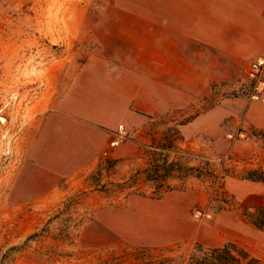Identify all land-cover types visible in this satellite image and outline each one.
Masks as SVG:
<instances>
[{"label": "rangeland", "instance_id": "1", "mask_svg": "<svg viewBox=\"0 0 264 264\" xmlns=\"http://www.w3.org/2000/svg\"><path fill=\"white\" fill-rule=\"evenodd\" d=\"M155 4L0 0V264H142L141 247L169 264H189L197 243L227 241L264 264V231L242 221V203L264 195V186L242 199L240 183L231 186L232 178L264 171V132L245 122L241 102L252 100L247 64L215 49L178 51L183 62H195L189 69L197 77L179 86L197 101L189 115L218 106L231 111L218 138L187 139L162 116L127 136L123 144H135L133 154L117 157L111 154L117 147L109 146L93 167L70 176L40 169L31 157L44 115L87 58L144 69L170 58L166 45L156 47L153 21L134 15ZM154 146L168 170L160 181L147 178ZM162 192L171 198L184 192L183 200L156 203Z\"/></svg>", "mask_w": 264, "mask_h": 264}, {"label": "crops", "instance_id": "2", "mask_svg": "<svg viewBox=\"0 0 264 264\" xmlns=\"http://www.w3.org/2000/svg\"><path fill=\"white\" fill-rule=\"evenodd\" d=\"M134 15L153 21L156 47L166 45L170 58L154 60L153 69L118 65L102 55L87 58L70 75L32 139L30 154L38 168L60 176L91 168L108 153L120 125L129 136L162 116H170V124L187 139L218 138L227 130L223 123L231 111L225 106L193 115L186 111L197 101L179 81L190 83L197 77L189 69L195 62H183L178 51L215 49L248 66L264 56V0H156L154 10ZM198 61L204 65L203 58ZM241 106L247 125L264 132V94L258 100L241 102ZM182 112L187 116H179ZM123 142L111 154L123 157L135 152V144ZM218 145L226 146L221 140ZM231 180L232 189L239 185L235 183L243 189L239 199L261 192L255 190L256 185L264 186L263 181L247 178ZM169 193L155 199L156 203L179 201L184 195L181 192L171 198Z\"/></svg>", "mask_w": 264, "mask_h": 264}, {"label": "trees", "instance_id": "3", "mask_svg": "<svg viewBox=\"0 0 264 264\" xmlns=\"http://www.w3.org/2000/svg\"><path fill=\"white\" fill-rule=\"evenodd\" d=\"M159 148L154 146V150L151 152L154 157L152 168L148 170L147 178L160 181L164 180L168 172L167 167L164 168V164H158ZM162 169L164 170L162 172ZM248 179L254 181L264 182V171L252 170L248 174ZM164 193H157L155 198H161ZM245 206V218L242 219L253 226L254 228L264 231V195H251L243 203ZM251 208L252 210H249ZM141 255L145 257V262L142 264H169L171 259L169 258H154L151 253V249L147 247L139 248ZM189 264H261V259L252 255L249 250L239 245L235 241H227L222 245L206 247L201 243H197L194 250L189 256Z\"/></svg>", "mask_w": 264, "mask_h": 264}, {"label": "built area", "instance_id": "4", "mask_svg": "<svg viewBox=\"0 0 264 264\" xmlns=\"http://www.w3.org/2000/svg\"><path fill=\"white\" fill-rule=\"evenodd\" d=\"M247 74L251 82L253 100L260 99L264 94V56H259L250 61L247 66ZM242 136L243 133H240ZM128 136V132L123 125H120L116 136L110 141L111 147L119 146ZM232 137V135H230ZM107 154V152H105Z\"/></svg>", "mask_w": 264, "mask_h": 264}]
</instances>
